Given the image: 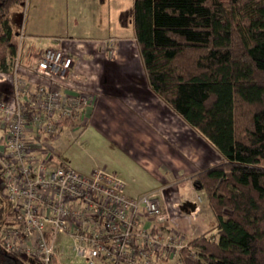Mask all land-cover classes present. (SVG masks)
Here are the masks:
<instances>
[{"label": "trees", "instance_id": "16d2710c", "mask_svg": "<svg viewBox=\"0 0 264 264\" xmlns=\"http://www.w3.org/2000/svg\"><path fill=\"white\" fill-rule=\"evenodd\" d=\"M25 2L0 0L2 73H13L11 14ZM132 21L151 89L224 158L193 178L216 222L180 250L181 263L264 264V0H133ZM5 201L0 238L18 224ZM0 264L24 260L0 240Z\"/></svg>", "mask_w": 264, "mask_h": 264}, {"label": "built area", "instance_id": "2783aa9c", "mask_svg": "<svg viewBox=\"0 0 264 264\" xmlns=\"http://www.w3.org/2000/svg\"><path fill=\"white\" fill-rule=\"evenodd\" d=\"M72 66L63 48L51 46L32 66L45 84L22 78L16 63L12 92H0L1 194L19 224L2 230V248L38 264H158L176 257L183 246L165 226L167 186L130 196L114 172L96 168L83 174L35 156L31 139L56 137L65 120L95 103V94H66L63 83L72 79ZM180 198L198 209L199 196ZM63 241L67 260L61 259Z\"/></svg>", "mask_w": 264, "mask_h": 264}, {"label": "crops", "instance_id": "0c3cea01", "mask_svg": "<svg viewBox=\"0 0 264 264\" xmlns=\"http://www.w3.org/2000/svg\"><path fill=\"white\" fill-rule=\"evenodd\" d=\"M86 2L94 12L96 7L109 6L108 15L103 12L107 33L88 37L67 30L54 35L44 49L24 56L19 75L35 84L46 83L32 71V66L47 48H63L73 59L72 79L63 83L66 94H95L96 100L92 107L69 120L62 131L80 135L90 124L95 125L119 151L117 162L108 168L124 180L126 194L139 196L167 186V229L187 240L206 233L215 225V215L205 193L195 188L193 178L224 162L223 156L151 89L133 29V0L124 17V6L118 7L115 0ZM78 3L83 6L81 1ZM113 9L120 12L114 19ZM11 92L12 80L4 93ZM182 195L199 196L198 209L181 199ZM168 261L161 258L158 264Z\"/></svg>", "mask_w": 264, "mask_h": 264}, {"label": "rangeland", "instance_id": "374dc122", "mask_svg": "<svg viewBox=\"0 0 264 264\" xmlns=\"http://www.w3.org/2000/svg\"><path fill=\"white\" fill-rule=\"evenodd\" d=\"M78 1H81L83 6H80L81 3L79 4ZM86 1L87 0H26L24 6L17 5L14 7L11 18L15 27L19 30L18 61L15 59V64L18 63L21 66V61H23L26 54L38 53L39 50L44 49L45 46L49 44L52 36L60 35L67 30L69 33L74 34L75 32L85 33L88 37H97L98 35L107 33L108 29L106 26L108 23L103 18V12L105 10V13L108 15L109 6L106 4L105 7H101V9L96 7L94 12L93 6H91L90 8L92 9H90ZM112 1L113 0H111V2ZM115 1L118 7L124 6L122 9V16L124 17L127 11L126 7L130 9L131 0ZM119 15L120 12L115 13L113 9L112 19ZM115 20H117V18H115ZM103 25L106 26L103 28ZM125 31L129 30H121V32ZM23 32L26 35L25 40L20 39V34ZM11 80V74L0 72V92L2 91L4 93L6 89H9ZM64 126L59 129L56 137L55 135L52 136L43 133L39 137L40 139H31L33 147H36L35 156L38 159L45 160L48 157L47 159H49L51 163L68 165L83 174H88L96 168L110 170L108 167L112 162L114 163L116 161L119 151L117 149L115 150L111 142L95 125L90 124L89 128L80 135L78 132H73L72 134H75L74 137L71 136L72 134L70 135L62 131ZM82 126L83 125L80 127ZM0 196V200L6 210L8 205L5 199L2 198L1 193ZM3 223H9L6 214L4 215ZM1 239L2 233L0 240ZM190 240L182 239V249L188 248ZM62 243L64 245V251L62 252L61 259L67 260L70 257V252L66 242L63 241ZM179 253L174 258L168 257L167 260L169 261L165 264H182L180 261L181 255ZM22 257L24 264H38L32 257L27 258L24 254Z\"/></svg>", "mask_w": 264, "mask_h": 264}]
</instances>
